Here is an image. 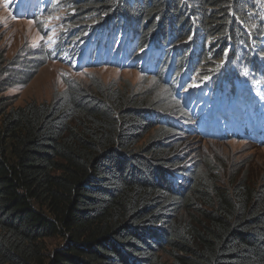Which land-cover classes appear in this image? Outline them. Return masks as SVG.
Returning <instances> with one entry per match:
<instances>
[{
    "label": "trees",
    "instance_id": "1",
    "mask_svg": "<svg viewBox=\"0 0 264 264\" xmlns=\"http://www.w3.org/2000/svg\"><path fill=\"white\" fill-rule=\"evenodd\" d=\"M54 1L55 14L65 11L74 26L65 35L71 39L100 26L98 41L110 43L126 18L136 53L156 31L165 60L152 74L133 69L163 89L134 91L91 77L68 82L51 101L0 103V264H264V179L234 168L223 179L224 162L207 153L193 171L181 170L168 146L186 133L157 116L185 114L163 73L173 46V74L194 50L192 73L202 66L207 79L227 50L233 57L251 49L250 34L262 33L264 0ZM2 3L13 18L35 23L41 37L26 51L39 52L36 60L16 61L20 69L0 80L26 83L52 60L46 30L60 20L18 16ZM99 66L111 65L86 68ZM169 168L184 171L181 186L168 179ZM53 237L63 242L48 251L45 240Z\"/></svg>",
    "mask_w": 264,
    "mask_h": 264
},
{
    "label": "rangeland",
    "instance_id": "2",
    "mask_svg": "<svg viewBox=\"0 0 264 264\" xmlns=\"http://www.w3.org/2000/svg\"><path fill=\"white\" fill-rule=\"evenodd\" d=\"M26 12L30 13L29 9ZM66 16L65 11L60 13L61 18H66ZM39 44H42V42L35 23L29 19L13 18L3 7L2 0H0V80L8 79L7 77L12 76L16 70L20 69V67L14 65L16 61H22L25 58L32 61L36 60L35 58L39 52L35 51L32 56H29L26 51L29 48L36 50ZM66 47L73 54V58H76L86 50V43L85 40L77 39L72 44H67ZM60 57V55H57V58ZM57 58L42 63L34 76L26 83H23V80L22 82L17 80L13 84H0V103L5 102L6 104L19 106L30 100L37 102L51 101L53 94L63 90L68 82L88 83L93 77L100 78L106 83L129 84L134 91L155 87L156 93H161L163 89L153 77L143 76L133 68L118 69L111 66H99L80 70L73 68L74 61L70 62L69 58L65 57V64ZM124 61L125 59H120L122 64ZM215 67L217 68L219 65ZM30 69V67H26L27 73ZM197 70L199 77L204 79L203 75L206 73L203 67L199 66ZM8 71H12V73L9 75ZM173 117L174 115H172ZM154 132L155 129H151L141 139L138 146L145 144ZM180 136L181 134L178 132L175 135L178 141H173L168 149L175 154H179L180 165L186 167L188 172L193 171L194 162L200 158L199 156H204L207 153L209 156H216L224 162L226 171L223 169L220 172L223 179L231 174V168H234V173L246 178L264 179V147H252L251 144L234 140L222 142L207 140L208 138H193L187 134L183 137ZM62 242L63 239L60 237L45 240L48 251L58 248Z\"/></svg>",
    "mask_w": 264,
    "mask_h": 264
},
{
    "label": "clouds",
    "instance_id": "3",
    "mask_svg": "<svg viewBox=\"0 0 264 264\" xmlns=\"http://www.w3.org/2000/svg\"><path fill=\"white\" fill-rule=\"evenodd\" d=\"M80 70H82V69H80ZM196 138H199V137H196ZM250 144H251V143H250ZM252 145L259 146V145H256V144H252ZM259 147H264V146H259Z\"/></svg>",
    "mask_w": 264,
    "mask_h": 264
}]
</instances>
